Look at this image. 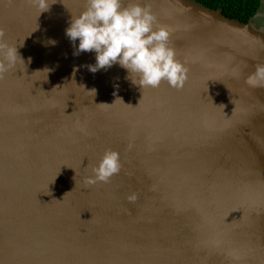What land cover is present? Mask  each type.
Listing matches in <instances>:
<instances>
[{"label": "water", "instance_id": "95a60500", "mask_svg": "<svg viewBox=\"0 0 264 264\" xmlns=\"http://www.w3.org/2000/svg\"><path fill=\"white\" fill-rule=\"evenodd\" d=\"M136 2L169 27L182 88L89 71L95 53L65 35L86 0L40 16L0 0L25 62L0 78V264H264V87L245 83L264 28L194 0ZM106 150L121 171L85 183Z\"/></svg>", "mask_w": 264, "mask_h": 264}, {"label": "clouds", "instance_id": "9594fccd", "mask_svg": "<svg viewBox=\"0 0 264 264\" xmlns=\"http://www.w3.org/2000/svg\"><path fill=\"white\" fill-rule=\"evenodd\" d=\"M31 2L39 9V16L51 5L49 0ZM86 5L79 15L72 17L65 35L75 46L74 55L95 53V63L87 65L89 71L95 73L119 65L128 73L126 78L131 84L140 90L157 88L162 82L177 89L183 87L189 71L187 63L176 59L175 49L169 45L171 31L168 26L158 25L150 4L131 0L124 6L123 0H86ZM49 43L55 44V41ZM18 59L25 63L18 47L8 44L0 29V78L16 66ZM43 71L48 73L51 70ZM132 76L136 78L132 79ZM245 83L252 88L264 87V65H257ZM81 86L85 89L84 85ZM114 88L118 91L119 85H114ZM86 91L92 92L95 97V89ZM121 168L119 153L106 150L93 167V175L87 177L85 183H108ZM136 199L135 193L128 197L129 202Z\"/></svg>", "mask_w": 264, "mask_h": 264}, {"label": "trees", "instance_id": "16d2710c", "mask_svg": "<svg viewBox=\"0 0 264 264\" xmlns=\"http://www.w3.org/2000/svg\"><path fill=\"white\" fill-rule=\"evenodd\" d=\"M210 9H220L222 13L232 19L246 23L257 13L261 0H194Z\"/></svg>", "mask_w": 264, "mask_h": 264}, {"label": "rangeland", "instance_id": "374dc122", "mask_svg": "<svg viewBox=\"0 0 264 264\" xmlns=\"http://www.w3.org/2000/svg\"><path fill=\"white\" fill-rule=\"evenodd\" d=\"M252 22L255 27L260 29L264 28V0H261V5L258 13L252 18Z\"/></svg>", "mask_w": 264, "mask_h": 264}]
</instances>
